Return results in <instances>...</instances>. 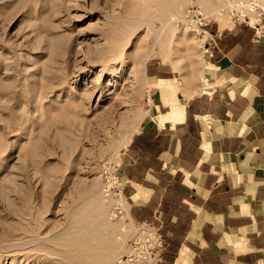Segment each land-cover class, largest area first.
Instances as JSON below:
<instances>
[{
  "label": "rangeland",
  "instance_id": "rangeland-1",
  "mask_svg": "<svg viewBox=\"0 0 264 264\" xmlns=\"http://www.w3.org/2000/svg\"><path fill=\"white\" fill-rule=\"evenodd\" d=\"M189 8L234 23L227 0H0V264L144 262L121 160L151 114L149 62L177 92L204 82Z\"/></svg>",
  "mask_w": 264,
  "mask_h": 264
},
{
  "label": "crops",
  "instance_id": "crops-1",
  "mask_svg": "<svg viewBox=\"0 0 264 264\" xmlns=\"http://www.w3.org/2000/svg\"><path fill=\"white\" fill-rule=\"evenodd\" d=\"M208 28L204 82L177 92L154 73L163 61L147 64L151 114L122 157L123 193L135 221L163 224L158 264H264V20L258 34Z\"/></svg>",
  "mask_w": 264,
  "mask_h": 264
},
{
  "label": "built area",
  "instance_id": "built-area-1",
  "mask_svg": "<svg viewBox=\"0 0 264 264\" xmlns=\"http://www.w3.org/2000/svg\"><path fill=\"white\" fill-rule=\"evenodd\" d=\"M230 7V17L234 23L245 24L259 33L264 20V4L257 5L254 0H227ZM186 20L190 28L196 34L199 43L205 49V53L212 57L213 51L217 48V35L207 30L206 27L210 20L196 8H189L186 13ZM261 33H264L261 31ZM118 179V177H117ZM121 186V182H119ZM122 194V189L117 190V195ZM139 233L147 241L145 250L142 252V264H157L160 261L162 251V239L158 230L146 221L139 223ZM135 240L128 241V256L137 248ZM131 258L120 260L118 264H127Z\"/></svg>",
  "mask_w": 264,
  "mask_h": 264
},
{
  "label": "bare ground",
  "instance_id": "bare-ground-1",
  "mask_svg": "<svg viewBox=\"0 0 264 264\" xmlns=\"http://www.w3.org/2000/svg\"><path fill=\"white\" fill-rule=\"evenodd\" d=\"M119 54V51H118V53H115L114 55H112L111 57H110V59H109V61L108 62H111V63H114L115 62V60L118 58L117 57V55ZM107 62V61H106ZM105 64V63H104ZM96 83V82H95ZM77 99V98H76Z\"/></svg>",
  "mask_w": 264,
  "mask_h": 264
},
{
  "label": "trees",
  "instance_id": "trees-1",
  "mask_svg": "<svg viewBox=\"0 0 264 264\" xmlns=\"http://www.w3.org/2000/svg\"><path fill=\"white\" fill-rule=\"evenodd\" d=\"M251 28V27H250ZM254 30V29H253Z\"/></svg>",
  "mask_w": 264,
  "mask_h": 264
}]
</instances>
